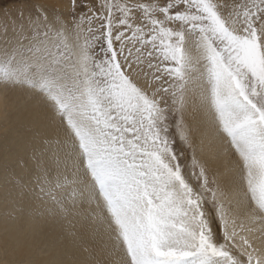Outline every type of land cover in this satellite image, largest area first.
I'll return each mask as SVG.
<instances>
[{
	"label": "snow or ice",
	"instance_id": "1",
	"mask_svg": "<svg viewBox=\"0 0 264 264\" xmlns=\"http://www.w3.org/2000/svg\"><path fill=\"white\" fill-rule=\"evenodd\" d=\"M0 89L56 129L14 178L62 224L50 264H264V0L3 11Z\"/></svg>",
	"mask_w": 264,
	"mask_h": 264
},
{
	"label": "bare ground",
	"instance_id": "2",
	"mask_svg": "<svg viewBox=\"0 0 264 264\" xmlns=\"http://www.w3.org/2000/svg\"><path fill=\"white\" fill-rule=\"evenodd\" d=\"M44 117L42 106L27 91L9 90L5 96L0 89V264H5L6 243L21 246L20 253L12 257L17 261L30 255L37 264H50L54 258L42 250L58 240L61 222L31 211V201L17 195L14 183L22 175L17 161L30 159L36 128L49 137L56 134L55 126L47 125Z\"/></svg>",
	"mask_w": 264,
	"mask_h": 264
},
{
	"label": "rangeland",
	"instance_id": "3",
	"mask_svg": "<svg viewBox=\"0 0 264 264\" xmlns=\"http://www.w3.org/2000/svg\"><path fill=\"white\" fill-rule=\"evenodd\" d=\"M53 2L55 0H0V14L3 11H9L12 17H16L18 9L22 8L25 14H27L35 4H51Z\"/></svg>",
	"mask_w": 264,
	"mask_h": 264
}]
</instances>
